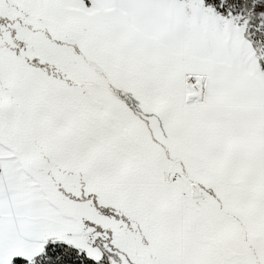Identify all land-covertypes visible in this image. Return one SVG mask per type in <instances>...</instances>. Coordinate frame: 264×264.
I'll list each match as a JSON object with an SVG mask.
<instances>
[{
	"label": "snow or ice",
	"instance_id": "6c2138e0",
	"mask_svg": "<svg viewBox=\"0 0 264 264\" xmlns=\"http://www.w3.org/2000/svg\"><path fill=\"white\" fill-rule=\"evenodd\" d=\"M0 264H264V0H0Z\"/></svg>",
	"mask_w": 264,
	"mask_h": 264
}]
</instances>
